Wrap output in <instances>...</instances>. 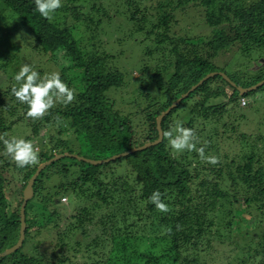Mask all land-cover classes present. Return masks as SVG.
I'll return each mask as SVG.
<instances>
[{"label":"trees","instance_id":"obj_1","mask_svg":"<svg viewBox=\"0 0 264 264\" xmlns=\"http://www.w3.org/2000/svg\"><path fill=\"white\" fill-rule=\"evenodd\" d=\"M78 1L65 0L64 13L71 12L76 18L69 23L65 16L51 21L41 17L34 11L33 0H0V16L5 14L14 22L7 23L3 38L17 32L24 33V41L29 34L34 37L26 44L33 51L29 56L16 59L9 57L8 49L0 50V68L11 66L13 76L24 63H30L44 75L53 65L75 94L70 104L55 101L40 120L31 122L32 135L26 136L32 140L39 136L41 125L55 126L56 148L42 149L37 163L24 168L17 167L5 152L0 154V252L19 238L23 188L41 162L66 150L74 153L70 147L81 148L75 154L98 160L152 142L158 138L157 117L208 73L224 72L235 85L219 74L206 79L163 116V138L157 144L99 164L69 157L70 162L60 158L43 168L25 207L22 245L0 264H205L203 253L225 237L219 219L231 236L227 252L236 257L229 264H264V135L240 133L242 151L231 156L220 155L218 144L213 142L227 105L240 112L239 120L245 119L240 100L264 91V84L247 93L237 89L263 80L264 65L230 76L213 61L219 45L212 40L196 43L170 34L175 11L198 6L204 10L206 25L224 30L233 43L239 44L241 53L250 56L252 50L264 47V0H157L143 7L139 0H118L122 4L116 6L114 15L97 5L99 0H88L96 13L111 18L109 21L122 15L144 35L143 41L152 42L146 48V64L140 67L139 78H128L115 65L116 56L110 50L90 53L83 46L85 33L80 29L84 25L86 32L93 30L87 37L89 44L93 40V45L100 47L102 42L97 45L95 39L101 34L98 25L104 19L82 13ZM111 1L105 0L109 5ZM154 53H160L157 59L165 60V64L151 71L147 58ZM130 80L136 86L124 101L133 109L124 114L115 108L116 101L108 92ZM11 83L12 78L5 88L0 87V137L11 125L2 110L11 115L18 109L27 111L26 105L11 95ZM176 115H180L183 126L194 130L197 147L206 146L205 154L218 158L217 164L202 160L196 151L172 153L164 133L175 127ZM197 125H202L203 131L196 130ZM208 126L211 133L203 134ZM234 129L232 126L231 131ZM12 184L20 186L15 209L8 198V193L14 192ZM156 190L162 193L169 211L162 213L150 202ZM67 192L73 200L61 202ZM241 204L258 222L254 231L233 234ZM62 211L71 213L65 216ZM63 218L66 221L61 225ZM42 230H55L54 239L45 238L48 245L44 249L42 240H35Z\"/></svg>","mask_w":264,"mask_h":264},{"label":"rangeland","instance_id":"obj_2","mask_svg":"<svg viewBox=\"0 0 264 264\" xmlns=\"http://www.w3.org/2000/svg\"><path fill=\"white\" fill-rule=\"evenodd\" d=\"M124 0L122 1V3ZM79 5L83 6L82 13H89L96 17L98 20L99 18H103L102 23L98 25L99 30H101V34L96 37V42L98 45V42L101 41L102 44H100V47L97 48V46L93 45V40L91 41V44L87 41L88 35L90 36L93 30L86 32V28H84V25L81 27V31H84L83 38H82V44L87 48V51L90 53H93L97 49H104V50H110L112 54H115L114 62L115 65H117L124 74L130 78L132 75H134L136 78H139L140 76V67H143L146 62L145 51L146 48L152 45V42H149L147 40L143 39L145 38L143 34L140 32H136L132 27L134 25H131L127 22V19H125L122 15H118L113 19L111 18L108 20L107 18L103 17V15L96 13V11L93 8V4L89 2L88 0H80L78 1ZM81 3V4H80ZM122 3H119L118 0H112L110 5L105 2V0H99L97 2V5H102L104 8H108V12L111 15H114V9L117 5H121ZM157 3V0H139V4L141 6L147 5H154ZM64 4L65 0H62V7L60 9H57L56 12L53 15V18L61 19L65 16V19L69 23H72L75 21V15L71 14V12L64 13ZM81 13V14H82ZM77 14V13H76ZM80 14V13H79ZM80 14V15H81ZM98 14V15H97ZM175 20L171 25L170 34L171 36H174L176 38H182V37H188L191 39L192 42L196 43H209L211 40L214 43V45H219V49L217 51V56L214 58V62L219 66V68L224 69L230 76L236 75L238 76V72H250L255 71L258 68H260L262 65H264V47L252 50L249 55H243L241 53V47L239 44L233 43V41L230 39L229 35L222 29L216 28H210L208 25L204 22V10L201 7L198 6H187L186 9H177L175 11ZM6 16V17H5ZM7 23L13 24V19L9 18L7 15L3 14L0 16V50H6L8 49L10 53L9 57L12 58H21L24 56H29L33 52L31 48H27L26 44L28 42L34 41V37L28 35L27 40H23L22 36L25 38V35L23 32H17L16 35L13 34V36L4 37L6 35V25ZM132 28V29H131ZM96 30V29H94ZM24 31V28L23 30ZM97 32H99L97 30ZM4 34V35H3ZM20 35V37L17 38V36ZM8 38V39H7ZM19 40H17V39ZM21 40V41H20ZM9 45V46H8ZM166 48L170 50V47ZM148 49V48H147ZM254 51V52H253ZM260 51V52H259ZM157 52V51H155ZM262 54V55H261ZM161 54L154 53L152 55V58H147L149 69L151 71H154V69L159 66H164L165 60L157 59L160 58ZM18 57V58H17ZM251 57V60L249 59ZM154 58V59H153ZM157 59V60H156ZM50 66V72L57 71L56 68ZM52 67V68H51ZM49 71V70H48ZM47 71V72H48ZM221 72V71H219ZM12 67H5L3 69L0 68V87L2 86L5 88L7 84H9L10 78H12ZM127 79V78H126ZM129 80V79H127ZM136 86V82L130 80L121 87L120 89H113L108 92V96L115 99V108L123 112L124 114L129 113L132 111L133 107L129 104L125 103L124 99L133 93L134 87ZM137 86H139V83L137 82ZM1 91V88H0ZM246 103L243 104L242 100H240V104L242 107L245 108V119L237 118V116L240 114V112H237L236 108L232 109L231 104L227 105V114L224 117V121L220 123V125H217V130L219 133L217 135H213V142H216L219 147V154L227 153L229 156L236 154L238 152H241L242 146L240 142L238 141L240 139V133H245L246 136L251 135L252 137H255L257 134H263L264 135V91H260L258 94H250L249 97L244 98ZM220 101H225V99H218ZM216 100V101H218ZM251 107V108H250ZM6 116V119L8 120V124L10 122V129L5 134H2L1 137L7 139L12 136L17 137H23L26 138L28 135H32V121L35 119L29 118L26 116V113H24L23 109L15 110L14 114H10L6 110H2ZM18 118V119H17ZM180 115L175 116V122H181ZM41 118L36 119L40 120ZM242 119V120H241ZM180 120V121H179ZM182 121L185 122V119L182 116ZM224 123V124H223ZM235 127V131H231V127ZM57 127H47L46 125H41V130L38 137L32 138L31 142L34 145V148L40 152L42 149L49 148L54 149L56 148V137L54 134L57 133ZM196 130L203 131L202 125H197ZM211 126H208L206 130H204L203 134L205 133L207 135L208 132L211 133ZM239 136V139H238ZM2 141V140H1ZM0 141V154H5L3 148V144ZM76 153L77 151H80L78 147L71 148ZM2 150V151H1ZM65 152H68L66 150ZM172 153L176 156L180 152H174L172 150ZM212 155V154H211ZM83 156V155H81ZM70 156L67 157H61L63 159V162H70L71 158ZM74 158V157H72ZM78 160V159H77ZM58 161V160H57ZM42 163V162H41ZM40 163V164H41ZM18 181V180H17ZM52 181V179H51ZM54 181V180H53ZM22 182H19V185L21 186ZM18 184V183H17ZM20 186L17 187V185L12 184L10 185L11 190H13V193H8L9 200H11L12 208L15 209L18 205V191ZM227 187H230V184L226 185ZM225 186V187H226ZM24 189V188H23ZM10 191V190H9ZM63 197H67V200H63ZM71 200H73V197L70 193H63L61 197V202L69 203ZM243 204V203H242ZM241 206V211L237 213L236 218L238 224H236V230L233 232V234H240L251 231H254L255 226L257 225L258 219L255 218L251 213L247 212L245 210V205ZM238 206V205H237ZM235 206L233 205V208ZM73 208V206H72ZM35 212H37V209L35 208ZM63 214L66 216L70 215L71 211L64 212ZM75 212V211H74ZM65 219L63 218L60 221L61 225H64ZM218 225L221 228V231L223 234H225V237L218 241L213 242V246L209 249V251L204 252L203 254V261L205 264H229L235 262V256L233 253H228L227 249L229 248V243L231 242V236L228 235L227 232L224 231L225 228H223V222L222 220H218ZM55 230L49 231H41L39 235L36 236L35 240H42L43 244L41 245V248L44 249L45 245H48V242L45 241V238L47 241H50V239H54ZM248 239V238H247ZM248 240H244V242H247ZM145 245H149L148 241L144 242ZM145 247V246H144ZM236 250L239 252L240 249L236 248ZM237 253V252H236ZM234 251V254H236ZM227 254H230V258L227 257ZM10 255V254H9ZM7 255V256H9ZM5 256V257H7ZM3 257V258H5ZM82 259L78 256L77 261H80ZM76 261V262H77ZM81 262V261H80ZM7 264H10L8 262Z\"/></svg>","mask_w":264,"mask_h":264},{"label":"clouds","instance_id":"obj_3","mask_svg":"<svg viewBox=\"0 0 264 264\" xmlns=\"http://www.w3.org/2000/svg\"><path fill=\"white\" fill-rule=\"evenodd\" d=\"M33 3L34 11L49 21L52 20L56 10L62 7V0H33ZM10 89L16 101L26 105V116L32 119L43 117L55 106L57 100L67 105L75 99L74 91L62 80L60 72L53 71L41 75L40 71L30 63H24L14 73ZM164 136L174 152L196 151L200 158L209 164L215 165L219 162L215 155L205 154L206 146L197 147L199 141L194 130L183 126L182 122H177L174 128L164 133ZM0 140L3 142L4 152L17 167L24 168L37 163L39 153L31 140L17 136L7 139L0 137ZM149 200L158 211L162 213L169 211L159 190L154 191Z\"/></svg>","mask_w":264,"mask_h":264},{"label":"water","instance_id":"obj_4","mask_svg":"<svg viewBox=\"0 0 264 264\" xmlns=\"http://www.w3.org/2000/svg\"><path fill=\"white\" fill-rule=\"evenodd\" d=\"M216 74H219L221 75L225 80H227L228 82H230V84L232 85H235V83L230 79V77L228 75H226L224 72H219V71H213V72H210L208 73L206 76H204L202 79H200L198 81L197 84L191 86L185 93H183L179 98H177L175 101H173L170 106L164 110L158 117H157V129H158V138L152 142H148V143H145L141 146H136L134 148H131L129 150H126L124 152H121L119 154H115L109 158H106V159H92V158H87V157H84V156H81V155H78V154H75V153H69V152H64V153H57L55 154L53 157L49 158L48 160L42 162L41 164L38 165L35 173L30 177V179L28 180L25 188L23 189V195H22V201H21V204H20V230H19V238L17 240V242L12 245L11 247H8L6 248L4 251L0 252V260L9 255V254H12L14 253L21 245H22V242L24 240V237H25V228H26V222H25V207H26V204H27V201L33 196V184H34V181L37 177V175L40 173V171L45 168L46 166H48L49 164H51L53 161H56L58 159H60L61 157H64V156H70V157H74L78 160H84L88 163H91V164H99V163H102L104 161H109V160H113L117 157H122V156H125V155H128L132 152H135L139 149H142L144 147H147V146H150L152 144H157L159 143L162 138H163V131H162V128H161V120L163 118V116H165L173 107H175L177 104H179L184 98H186L190 93L191 91H193L197 86H199L200 84H202L206 79H208L209 77L211 76H214ZM264 84V79L259 81L258 83L252 85V86H249V87H241V86H237V89L239 90L240 93H247L253 89H256L257 87L261 86Z\"/></svg>","mask_w":264,"mask_h":264},{"label":"built area","instance_id":"obj_5","mask_svg":"<svg viewBox=\"0 0 264 264\" xmlns=\"http://www.w3.org/2000/svg\"><path fill=\"white\" fill-rule=\"evenodd\" d=\"M242 103H243V104L246 103L245 99H242ZM62 199H63V200H66L67 198H66V197H63Z\"/></svg>","mask_w":264,"mask_h":264}]
</instances>
